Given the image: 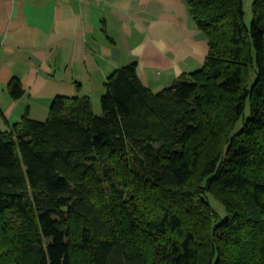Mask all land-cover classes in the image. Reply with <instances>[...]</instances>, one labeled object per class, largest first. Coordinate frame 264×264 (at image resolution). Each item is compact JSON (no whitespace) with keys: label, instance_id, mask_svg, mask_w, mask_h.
Masks as SVG:
<instances>
[{"label":"trees","instance_id":"16d2710c","mask_svg":"<svg viewBox=\"0 0 264 264\" xmlns=\"http://www.w3.org/2000/svg\"><path fill=\"white\" fill-rule=\"evenodd\" d=\"M202 66L135 63L0 131V264H264V0H186ZM12 98L20 81L8 83Z\"/></svg>","mask_w":264,"mask_h":264},{"label":"crops","instance_id":"0c3cea01","mask_svg":"<svg viewBox=\"0 0 264 264\" xmlns=\"http://www.w3.org/2000/svg\"><path fill=\"white\" fill-rule=\"evenodd\" d=\"M206 36L186 0H0V131L43 120L57 95L100 99L106 77L134 62L160 91L199 69ZM20 81L12 98L8 83Z\"/></svg>","mask_w":264,"mask_h":264},{"label":"rangeland","instance_id":"374dc122","mask_svg":"<svg viewBox=\"0 0 264 264\" xmlns=\"http://www.w3.org/2000/svg\"><path fill=\"white\" fill-rule=\"evenodd\" d=\"M252 2L253 0H243L244 21L247 26L252 22ZM92 111L94 114L99 115L102 113L99 99H92Z\"/></svg>","mask_w":264,"mask_h":264}]
</instances>
